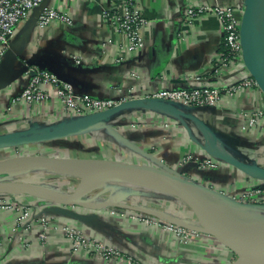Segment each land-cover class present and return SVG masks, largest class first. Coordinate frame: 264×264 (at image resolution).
<instances>
[{"label": "crops", "instance_id": "obj_1", "mask_svg": "<svg viewBox=\"0 0 264 264\" xmlns=\"http://www.w3.org/2000/svg\"><path fill=\"white\" fill-rule=\"evenodd\" d=\"M108 1L44 0L48 6L67 12L72 23H52L39 29L34 11L16 27L0 67V137L24 140L0 145V160L42 155L155 164L226 195L252 189L258 193L257 199H264L263 176L218 160L202 146L209 137L212 141L215 137L233 159L264 171L260 155L264 151V95L255 86L242 87L229 101L223 97L219 108L185 106L179 117L156 107L131 103L99 118L75 119L61 109L55 98L31 104L15 99L29 67L53 72L77 93L123 102L142 99L162 87L223 85L237 76L232 68L218 75L211 72L215 56L223 48L217 18L202 14L188 24L183 10L193 2L229 5L241 0H134L146 20L138 31L143 45L135 52L119 50L121 34L114 33L102 17ZM242 111H259L262 117L242 131ZM61 123L65 125L57 133H49ZM187 156L190 158L183 161ZM206 156L217 160V166L200 167L199 161ZM23 172L22 181L36 182L61 193L69 190L62 187L70 181L60 176L53 180L51 170ZM115 186V191L94 189L85 197L93 202L117 201L121 203L115 208L118 211L142 205L185 219L195 217L183 201L170 193L146 190L140 194L128 186ZM4 199L9 206L0 207V264H128V257L142 264H230L235 257L229 245L210 234L200 233L182 246L171 233L135 222L127 215L110 213L109 209L60 205L27 193L5 195ZM12 204L30 207V216L16 230L17 211L15 206L10 207ZM63 210L85 217L77 219ZM41 213L55 224L80 227L93 238L119 249L123 257L103 259L82 251L71 253L65 237L53 229L41 242L37 221Z\"/></svg>", "mask_w": 264, "mask_h": 264}, {"label": "built area", "instance_id": "obj_2", "mask_svg": "<svg viewBox=\"0 0 264 264\" xmlns=\"http://www.w3.org/2000/svg\"><path fill=\"white\" fill-rule=\"evenodd\" d=\"M43 1L0 0V63L5 57L10 38L13 36L16 27L20 23L27 21L34 11H36L35 23L39 29L52 23L62 25H70L72 23L71 17L67 12H60L58 9L44 4ZM242 10V0L229 5L218 3L210 5L204 2H193L189 3L183 10L184 19L188 24H191L195 17L202 14L208 13L217 18L220 24L224 52H217L211 72L218 75L220 72L232 68L237 72V76L233 80L223 85L204 83L190 88L162 87L142 98L146 99L147 103L157 100L173 104L177 109L185 106L219 108L223 105V97H225V101H229L242 87H257L256 82L247 71L242 60L239 37ZM102 17L110 23L114 33L121 34L122 44L118 46L120 51L131 50L135 52L143 45V38L138 31L146 20L142 12L136 7L134 0H109L102 11ZM54 98L57 99L61 109L67 115L76 118L105 111L123 102L111 97L101 98L94 97L88 93H77L70 83L61 80L53 72L43 68L29 67L25 72L23 88L15 99H21L27 104H31L47 103ZM240 116V129L244 131L256 125L262 114L259 111H242ZM219 146L220 142L217 140L216 147L218 148ZM189 158L190 156H187L183 158V161ZM199 166L202 168H214L217 166V160L206 156L199 161ZM250 191L252 192V189ZM250 191H246V196L244 195V197L250 198L253 196ZM4 198L5 195L0 194V207L9 206L5 203L6 199ZM14 206L15 204H12L10 207ZM116 207L119 206L104 205L102 203L101 206L97 207V205L92 203L88 204L86 208L92 210L109 209L110 213L127 215L135 222L159 227L166 232H170L178 244L182 246L189 244L193 236L204 233L195 219L180 218L142 205L132 206V210L125 208L121 211L116 210ZM15 210L17 215L15 217L16 227L14 230L18 229L23 219L30 216V207L18 205L15 206ZM37 221H39L38 238L41 242L46 241L48 232L53 229L65 237L71 253L82 251L103 259H121L123 257V253L119 249L93 238L78 226L65 223L55 224L50 221L45 213L39 214ZM127 262L128 264H142L139 261L134 263L130 257L127 258Z\"/></svg>", "mask_w": 264, "mask_h": 264}, {"label": "water", "instance_id": "obj_3", "mask_svg": "<svg viewBox=\"0 0 264 264\" xmlns=\"http://www.w3.org/2000/svg\"><path fill=\"white\" fill-rule=\"evenodd\" d=\"M242 5L243 10L239 25L242 60L247 71L256 82L258 89L264 95V0H242ZM260 11L262 12V14L260 17H258ZM17 72L19 71H12V73L14 74ZM131 103L141 104L143 106L156 107V109H160L161 112L163 111L164 113L173 115L175 117H179L180 114H184L182 112V108L177 109L176 106L173 104H168L157 100L147 103L146 99L142 98L127 102L124 101L105 111L85 115L82 117L91 119L99 118L112 111L123 109L129 106ZM74 118L79 119L81 117ZM64 125L65 123H61L60 125L55 126L52 130L50 129V132H48L55 134ZM204 129H206L205 126ZM22 140L24 139L20 137H0V145L12 142H19ZM216 142L217 138H214L213 141L210 140V149L207 148V141H205L202 146L209 154H211L218 160L222 159L239 167H246V169L249 167H254L244 166L239 161L233 159V157H231V155L225 150L222 143H220V146L217 148ZM221 150H224L226 152L227 157L223 155ZM75 164L83 166V168L86 170L87 174L91 176V178L86 179L82 177L83 181L78 185L75 190L69 193L63 194L60 191L53 189L52 187H47L36 182L9 180L0 181V187H16V189H14L13 191H0V194L14 196L27 193L31 196L41 198L49 202H54L60 205L80 204L85 208L88 204L92 203L97 205V207L101 206L102 203L104 205H116L120 207L121 205L117 201L107 200L103 202H93L91 199L86 198L85 194L90 188H92H88V186L96 184L97 181L108 182V179L124 176H149L154 179L165 178L169 181L171 185V190L166 188V190L160 191L175 195L177 198L183 201L187 205V207H189V209L192 211L193 215L195 216L194 219L198 222L201 231L206 234H210L216 237L217 239L221 240L222 242L226 243L234 250V252L237 253L238 251L239 255L230 264H264V240L260 243L258 247L250 248L249 251L244 253L238 247V242L240 241L238 237L232 236L231 234L226 233V231H224L223 229H220L213 225V223L209 220L206 215V209L202 205L200 198L209 197L210 199H212V201L219 200L227 204L231 209L235 208V206H233V201L228 202L226 197L220 195L218 191L202 187L197 183H193L185 177H182L179 173L172 172L168 169L160 168L155 164L139 165L98 159H79L71 157H52L42 155H21L1 159L0 173L22 172L33 169H48L52 172L73 174V171L75 170ZM86 165L97 167L98 169L100 168L104 171H87ZM256 169L259 170L258 168ZM29 186L34 188H30ZM195 190L198 192V196L196 195ZM218 196L221 199H218ZM63 211L64 213L77 219H84L85 217L79 213H76L75 211Z\"/></svg>", "mask_w": 264, "mask_h": 264}, {"label": "bare ground", "instance_id": "obj_4", "mask_svg": "<svg viewBox=\"0 0 264 264\" xmlns=\"http://www.w3.org/2000/svg\"><path fill=\"white\" fill-rule=\"evenodd\" d=\"M261 14L262 12L260 11V13L258 14V17H260ZM210 140H211L210 137L208 141L206 140L208 149H210L209 147H211L209 144ZM221 151L223 155L227 157V154L224 152V150H221ZM74 167H75V170L73 172L76 173L78 176H81L86 179L91 178V176L87 174L83 166L75 164ZM86 167H87V171H91V172H94V171L103 172L104 171L100 168L98 169L97 167H93L89 165H86ZM256 168L249 167L247 168V170L249 173L253 175L264 176V172H261L262 169L261 171H259ZM107 181L109 183L119 184V185L128 186V187L145 186V187L155 188L159 190H166V188L171 190V185L169 181L165 178L154 179L149 176H124V177L111 178V179H108ZM30 188H34V187H30ZM14 189H16V187H5V188L0 187V191H13ZM195 193L198 196V192L196 190H195ZM200 199H201L202 205L206 209V215L209 218V220L213 223V225L215 227L223 229L224 231H226V233L231 234L232 236L238 237L240 239V241L238 242V247L244 253L249 251L250 248L258 247L260 243L264 240V224L262 223L261 220L251 219L243 215L242 213H236L230 207L225 208L224 207L225 204L219 200L212 201V199H210L209 197H203Z\"/></svg>", "mask_w": 264, "mask_h": 264}, {"label": "rangeland", "instance_id": "obj_5", "mask_svg": "<svg viewBox=\"0 0 264 264\" xmlns=\"http://www.w3.org/2000/svg\"><path fill=\"white\" fill-rule=\"evenodd\" d=\"M260 155L264 158V151H262ZM51 173L53 174V176H52L53 180H54V178L56 176H60V177H65L66 181L67 180L70 181L69 183L68 182L66 183V184H68L67 187H64V186L62 187V188L69 189V190H66L67 192H64V193H69V192L75 190L78 187V185L83 181L81 176H78L77 174H74V173L73 174L59 173V172H51ZM24 175H25L24 172L23 173H21V172H1L0 173V181H9V180H15V179L16 180H20V179H22V177L24 178ZM32 175H37V174H32ZM89 187H92V188H90L88 190V192L92 191L94 189L95 190H97V189H102V190L106 189V192H107L108 189H109L108 192H112V191L116 190L115 184L109 183V182H99V181H97L96 184L89 185L88 188ZM130 188H134V189L138 190V192L140 191V194L143 191H146V190L147 191H151V192L160 191V190H156L154 188L145 187V186H135V187H130ZM63 190H65V189H63ZM246 191H248V190L241 191L240 194L239 193H233L231 195H226L225 193H223L221 191H218V192H219L220 195H223L224 197H226L228 202H231V201L234 202L233 206H235V208H233V209H234V211L236 213H242L243 215H245V216H247V217H249L251 219L261 220L262 223L264 224V210H257L259 207L264 208L263 207L264 199H262V200L261 199H257L258 193L253 191V190H252V192L249 190L253 196H251L250 198H246V197H244V195L246 196V194H245ZM161 192H163V191H161ZM87 193L85 195H87ZM99 199H100V196H98L97 200H99ZM218 199H221V198L218 196ZM103 201H106V200H101L100 202H103ZM225 205H224L225 208L229 207L227 204H225ZM234 253H235L234 259H235V258H237V256L239 254H238V251H237V253L236 252H234Z\"/></svg>", "mask_w": 264, "mask_h": 264}, {"label": "trees", "instance_id": "obj_6", "mask_svg": "<svg viewBox=\"0 0 264 264\" xmlns=\"http://www.w3.org/2000/svg\"><path fill=\"white\" fill-rule=\"evenodd\" d=\"M220 53L224 52V48L221 47V49L219 50Z\"/></svg>", "mask_w": 264, "mask_h": 264}]
</instances>
